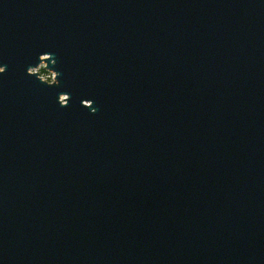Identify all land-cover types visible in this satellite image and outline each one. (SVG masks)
<instances>
[{"label": "water", "instance_id": "95a60500", "mask_svg": "<svg viewBox=\"0 0 264 264\" xmlns=\"http://www.w3.org/2000/svg\"><path fill=\"white\" fill-rule=\"evenodd\" d=\"M0 66V264H264V0H0Z\"/></svg>", "mask_w": 264, "mask_h": 264}, {"label": "built area", "instance_id": "2783aa9c", "mask_svg": "<svg viewBox=\"0 0 264 264\" xmlns=\"http://www.w3.org/2000/svg\"><path fill=\"white\" fill-rule=\"evenodd\" d=\"M43 63H40L35 69H34V72H36V70L37 71H39V72H44V71H46V70H44L43 69ZM48 72V74H47V78H48V81L47 82H50L51 80H52V78H53V74H52V72H50V71H47ZM37 73V72H36ZM37 76L41 79V80H44V79H42V77L40 76V75H38V73H37ZM46 81V80H45Z\"/></svg>", "mask_w": 264, "mask_h": 264}, {"label": "rangeland", "instance_id": "374dc122", "mask_svg": "<svg viewBox=\"0 0 264 264\" xmlns=\"http://www.w3.org/2000/svg\"><path fill=\"white\" fill-rule=\"evenodd\" d=\"M36 72L38 73V75H40L42 77V79H44V81L45 80L48 81V78H47L48 72L47 71H44V72L41 73V72L36 70Z\"/></svg>", "mask_w": 264, "mask_h": 264}, {"label": "clouds", "instance_id": "9594fccd", "mask_svg": "<svg viewBox=\"0 0 264 264\" xmlns=\"http://www.w3.org/2000/svg\"><path fill=\"white\" fill-rule=\"evenodd\" d=\"M3 71H5V67L4 66H0V72H3ZM93 111H95V109Z\"/></svg>", "mask_w": 264, "mask_h": 264}]
</instances>
